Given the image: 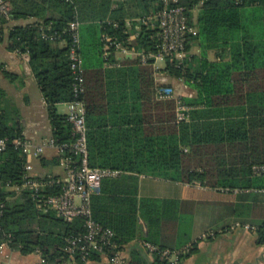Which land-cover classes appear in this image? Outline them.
Here are the masks:
<instances>
[{"label":"trees","instance_id":"16d2710c","mask_svg":"<svg viewBox=\"0 0 264 264\" xmlns=\"http://www.w3.org/2000/svg\"><path fill=\"white\" fill-rule=\"evenodd\" d=\"M9 2V14L0 15V44L7 36L9 50L30 54L52 136L60 142L75 138L73 124L58 105L75 99L69 26L75 19L81 22L90 165L122 170L103 179L92 207L95 219L115 231L120 249L135 236L139 217L148 225L145 241L155 242L164 209L175 202L138 200V175L234 187L241 183L235 182L238 174L232 171L243 164L244 186L264 188V171L254 175L253 169L264 165V0H180L197 33L189 38L184 59L165 57L164 67L152 55L159 51V23L143 21L162 9L164 0ZM31 17L33 22L12 23ZM44 30L60 37H43ZM195 46L197 53L192 52ZM123 47L134 54L119 57ZM141 53L148 55L147 61ZM161 73L196 88L194 97L182 96L194 106L188 120L178 121L176 98L159 97ZM5 98L0 85V139L8 138L7 148L0 151V245L7 243L24 254L40 252L51 264H59L68 256V238L85 230L84 219L66 221L53 209H41L35 190L23 187L28 158L15 143L25 137L23 126L18 114L13 117L2 106ZM60 161L57 156L54 163ZM228 163L233 167L229 171ZM126 183L133 188L125 189ZM58 191L49 188L46 193ZM257 231L264 243V223ZM92 258L90 263L103 259L99 253ZM136 260L130 264H139ZM156 260L170 264L159 253Z\"/></svg>","mask_w":264,"mask_h":264},{"label":"crops","instance_id":"0c3cea01","mask_svg":"<svg viewBox=\"0 0 264 264\" xmlns=\"http://www.w3.org/2000/svg\"><path fill=\"white\" fill-rule=\"evenodd\" d=\"M34 20L31 17L12 23L25 24ZM6 44L7 36L0 44V85L6 91L2 106L13 117L18 114L24 136L46 139L52 136V126L43 92L31 71L30 54L11 51ZM65 44V41L61 42V45ZM199 51V47L192 48L194 53ZM122 55L120 51L118 56ZM210 57H214V52L210 53ZM157 65L163 67L159 59ZM179 80L185 87L183 93L176 91L179 95L194 97L197 94L196 88ZM64 105L66 109L62 110ZM58 108L60 112L67 113L66 102L60 103ZM57 156L56 149L50 147L43 157L32 158L31 173L40 177L47 174L63 175V167L54 163ZM216 166L211 167L216 169ZM244 166H234L232 172L238 174L235 182L241 183L234 187L138 175L135 182L138 200L141 197H152L174 199L175 202L168 203L164 209L162 228L153 237L155 242L145 241L149 235L148 225L143 218H138L135 236L122 247L124 256L129 261L137 259L139 264H158L156 253H151L144 245L145 242H151L158 246L165 245L169 249H182L188 245L195 247L191 253L181 256L179 264H264V243L259 241L258 231L237 225L249 223L258 227L264 223V188L244 186ZM225 167L228 171L233 168L230 163ZM259 174L254 171V175ZM132 183H126L125 189L133 188ZM137 203L139 207L140 202ZM40 259L38 252L24 254L8 245L0 246V264H37ZM95 263L100 264H90Z\"/></svg>","mask_w":264,"mask_h":264},{"label":"built area","instance_id":"2783aa9c","mask_svg":"<svg viewBox=\"0 0 264 264\" xmlns=\"http://www.w3.org/2000/svg\"><path fill=\"white\" fill-rule=\"evenodd\" d=\"M11 6L9 0H0V15H8ZM147 24L159 23L160 44L156 56L157 60L165 57L180 59L186 56V47L191 35L197 33V29L190 25L187 6L180 4V0H164V7L156 13L143 18ZM81 22L75 19L70 22L69 31L71 39L69 44V56L71 68L74 74L75 99L67 102V119L74 126L75 138L72 142H60L50 136L43 140L29 137H19L16 147L21 148L27 155L26 181L23 187L34 189V197L41 209L48 211L53 209L57 215L66 221H73L81 217L84 219L85 230L68 238L65 247L68 256L59 264H90L93 255L99 253L103 258L100 264H130L124 256L122 249L115 239L116 233L111 227L104 226L94 217L92 207L93 195L101 191L103 179L117 177L122 173L120 169L95 167L90 165L89 149L87 139V109L84 99L85 92V68L81 53ZM43 37L56 39L60 37L58 32L48 33L43 31ZM110 39V38H109ZM123 55H133L134 52L127 47L122 48ZM142 61H147L148 55L141 53ZM168 76L161 73L158 80L161 85L158 88L160 98L177 99L178 121H186L190 118L193 105L187 103L181 95L176 92L173 84L167 81ZM8 138L0 139V151L7 148ZM55 148L57 155L61 157L60 165L63 167V175L47 174L35 176L31 173L33 169L32 158H41L48 148ZM254 171L261 173L264 165H255ZM49 188H57V193H46ZM3 203H0V216L3 214ZM240 227L247 229H258L249 223H238ZM8 245L4 243L2 246ZM144 245L151 253H159L164 256L170 264H179L181 256L190 252L192 245L182 249L162 248L151 242ZM9 246V245H8ZM40 253V252H38ZM37 264H51L45 257Z\"/></svg>","mask_w":264,"mask_h":264},{"label":"rangeland","instance_id":"374dc122","mask_svg":"<svg viewBox=\"0 0 264 264\" xmlns=\"http://www.w3.org/2000/svg\"><path fill=\"white\" fill-rule=\"evenodd\" d=\"M193 51H195V48L193 49ZM159 64L162 65L163 67L166 65V60L164 58L159 59ZM168 82H170L171 84L173 83L175 86V89L178 93H183L185 87L184 84L181 80H179L178 78H174V77H169L167 79ZM66 105L63 106L62 110H65Z\"/></svg>","mask_w":264,"mask_h":264}]
</instances>
